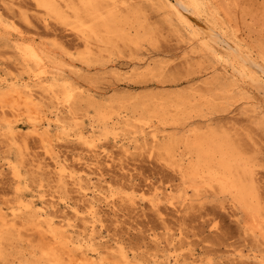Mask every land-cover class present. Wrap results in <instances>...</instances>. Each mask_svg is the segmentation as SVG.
Returning <instances> with one entry per match:
<instances>
[{"label":"bare ground","instance_id":"obj_1","mask_svg":"<svg viewBox=\"0 0 264 264\" xmlns=\"http://www.w3.org/2000/svg\"><path fill=\"white\" fill-rule=\"evenodd\" d=\"M31 1L38 15L36 18L45 29L52 23L61 26L80 41L84 51L78 54L76 61L61 56L56 58L51 50L36 44L39 41L22 35L23 30L20 32L13 22L16 16L4 18L0 15V45L10 49L11 56L16 58L17 68L14 70L20 72L13 75L0 70V145L7 151L6 157L0 159V179L3 175L9 177L14 196L12 200L0 201V262L203 264L191 250L185 257L179 254L187 246L181 244V231L177 235L170 234L165 245L155 235H150L155 252L144 260L143 256L129 252L121 241L106 239L101 233L104 209L116 216L125 210H140L141 204L146 203L162 220L160 205L175 209L177 213L200 208V187L227 197L230 206L239 208L244 219L240 225L243 232L254 241H260L264 253V205L256 191L250 159L225 132L210 130L208 125H203L205 131L193 127L191 131L187 129L188 133H183L187 128L184 125H189L186 122L189 116L201 111L202 95L198 98L193 94L172 97L147 95L127 106L119 105L117 109L123 110L116 115V110L107 111L109 104L95 100L97 94L87 86L90 83L88 79L78 81L84 72H90L83 65L88 67L101 59L93 53V47H104L113 52L121 44L139 51L143 45L149 44L151 39L140 21L139 11L129 7L118 8L114 0ZM145 1L162 10L169 25L175 23V32L185 38L183 40L187 41L188 47L194 46L193 50L222 69L221 77L213 78L218 89L217 93L209 91L208 102L205 101L207 105L227 100L231 95L243 99V92L249 87H258L264 97V54L244 46L237 29L226 19L220 0ZM6 2L13 7L18 0ZM21 15L27 24L26 15ZM77 62L86 71L82 72ZM101 69L116 78L127 73L113 63L104 64ZM238 83L247 87L242 89ZM82 104L104 127L111 115H116L113 126L127 125L133 119L139 122L154 119L156 123L143 124L145 128L140 137H133L132 141L125 136L114 137L111 149L117 150L120 158L129 159L136 152H144L148 159L158 161L176 175L179 185L175 191L181 192L178 195L181 200L176 202L172 187L137 190L130 185L115 190L106 183L101 166L110 167L118 162L119 169L127 171L120 158L116 160L108 150L109 146L103 143L105 136L94 128L84 131V128L77 127L76 122L70 127L77 129L66 133L65 119L76 121L74 115ZM257 106L252 105L249 112L256 119L255 124L264 127V114L256 111ZM46 107L53 110L49 112ZM28 139L36 140V148L42 152L39 157L27 153ZM63 143L74 144L77 153L72 157L60 155L58 145ZM24 152L31 158L25 166ZM32 174L40 177L34 187L27 177ZM103 183L107 187L104 188ZM71 194L74 199L69 197ZM166 232L168 235V229ZM233 256L251 264H264V254L259 256L255 251L250 255L237 251Z\"/></svg>","mask_w":264,"mask_h":264},{"label":"rangeland","instance_id":"obj_2","mask_svg":"<svg viewBox=\"0 0 264 264\" xmlns=\"http://www.w3.org/2000/svg\"><path fill=\"white\" fill-rule=\"evenodd\" d=\"M6 1L0 0V15L4 16V18L16 16L17 18L14 17L13 22L20 32L23 30L21 32L22 35L26 38L31 36L30 38L35 42L36 40L39 41L36 44L43 49L51 50L50 52L55 57L57 56L56 58L61 56V58H66V60L73 59L76 61L78 54L84 51L83 46L79 45L81 44L80 41L61 26L52 23L45 29L36 18L38 15L31 0H18L16 6L13 7H10ZM114 1L118 8L129 7L139 11L140 21L148 31L151 41L149 44L143 45L139 51L133 46L126 47L121 44H118L117 49L113 50V52H108L104 47H93V53H96V56L99 55L101 59L91 66L83 65L90 72H84L86 70L80 67L77 62L76 65L84 72L82 76L78 77V81H81L82 78L83 80L84 78L88 79L90 83H86L87 86L93 90L92 92L95 91L97 94L95 95V100L109 104L107 111L116 110V115L123 110L122 108L121 110L117 109L119 105L127 106L147 95L172 97L175 95L193 94L196 95L195 98L202 95L204 100L201 111L198 114L189 116L190 118L186 120L189 125H184L187 128L183 130V133H188L187 129L191 131L190 129L193 127L195 129L203 128L201 131H205L203 125H208L207 128L210 130L225 132L250 159L256 181V191L264 205V127L256 125V119L249 112L252 105H258L256 111L264 114L262 91L258 87H249L246 88L247 90L245 89L246 92H243L245 95L243 99L231 95L227 100L211 101L213 106L211 104L207 105L208 101L206 99L209 96V91L210 93H217L218 86L213 78L221 77L223 71L219 65L193 50L194 46L188 47L187 41H184L185 38H181V34L175 32V23L171 22V25H169L164 19L163 11L151 6L150 2L145 0ZM219 4L230 25L237 29V34L242 39L244 46L252 47L255 52L264 54V0H220ZM21 14L26 15L27 24L25 23L26 19L24 20ZM18 26L22 29L20 30ZM11 55L12 53L7 46L0 45V70H7L11 74L16 75L20 72L14 70L17 68L16 58ZM145 61H147V64H143ZM112 63L121 70L127 71V73L116 78L115 76H110L107 70L101 69L104 64L109 65ZM140 63L143 65H140ZM7 65L9 66L7 67ZM210 68H214V70ZM209 70L212 71L210 72ZM12 71L15 72L12 73ZM202 72H205L204 75ZM192 80L194 82H190ZM238 86L243 89L245 85L238 83ZM46 109L49 112L53 110L52 107H46ZM90 112L87 111L83 104L80 105L74 115V118L77 119L76 121L65 119L67 123V132H65L69 133V130L77 129L76 127H70L75 122L78 123L77 127L84 128V131H90L94 128L95 131L105 136L103 143L107 147L109 146L108 150L112 152L116 160L120 158V155L117 150L111 149L114 137L123 138L125 136L127 140L132 141L133 137H140L142 129L145 128L143 124L147 125L155 122L154 119H147L141 122L133 119L127 125L113 126L112 122L116 119V115H111V119L106 121L108 125H106V128L102 123H97L93 113ZM155 126L157 125L155 124ZM158 127L162 126L158 125ZM164 127L167 129V123H165ZM112 131H115V133L113 132L112 134ZM139 142H141V139ZM60 145L62 146L60 147ZM36 147L38 148L36 140L28 139L27 153L29 155L38 157L41 155L40 153L42 152ZM58 147L59 154L62 156L72 157L73 154L77 153L74 144L63 143L59 144ZM6 152L5 148L0 145L1 160L6 157ZM138 153L136 152L129 159L120 158L122 165L127 171L126 173L119 169V166H117L118 162H115L110 167L101 166L103 180L115 190L130 185L137 190H147L150 187L161 186L162 188L172 187L174 192L179 185L176 175L159 164L155 159H148L144 152ZM30 159L28 155H24V166L27 165ZM27 177H30L29 181L33 187L38 184L39 176L32 174L27 175ZM92 179L94 180L93 176ZM43 180V183L46 184L45 178ZM106 183L102 184L104 188L107 187ZM45 189L48 190L47 188ZM173 194L176 202H179L181 199H178V195L181 192L176 193L175 191ZM190 194L188 191V195ZM199 194L201 198L199 202L200 208H195L188 213H177L175 209L173 211L171 208L160 205L162 207H160L162 220L156 216L146 203V205L141 204V211L139 209L136 211L125 210L123 213H117V215L119 214L118 216H113L108 210L102 208V210L104 209L102 212L104 219V228L101 231L102 236H105L106 239L121 241L129 252L143 256V260L155 252L153 243L149 240L150 235H155L156 239L165 245V240L170 234L177 235L179 231L182 232L183 236L181 244H187L179 254L185 257L188 251L191 250L203 264L207 262L210 264H251L248 260L237 259L233 256L234 253L243 251L244 254L250 255L255 251L256 255L261 256L264 254L260 241H254L243 232L240 225L243 224L244 219L237 206H235L236 208L230 206L227 197L217 193L213 194L202 187L199 188ZM69 197L74 199L73 194L69 195ZM2 199H14L7 175H3L0 179V201ZM166 229L169 231L168 235L166 234ZM0 264L2 263L0 262Z\"/></svg>","mask_w":264,"mask_h":264}]
</instances>
